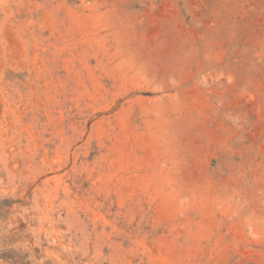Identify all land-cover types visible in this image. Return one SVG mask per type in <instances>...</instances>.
<instances>
[{
	"label": "rangeland",
	"instance_id": "obj_1",
	"mask_svg": "<svg viewBox=\"0 0 264 264\" xmlns=\"http://www.w3.org/2000/svg\"><path fill=\"white\" fill-rule=\"evenodd\" d=\"M0 264H264V0H0Z\"/></svg>",
	"mask_w": 264,
	"mask_h": 264
}]
</instances>
